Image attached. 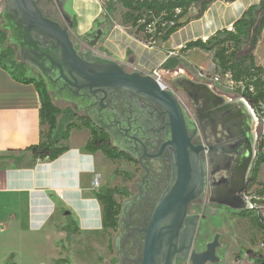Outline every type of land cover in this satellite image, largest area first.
<instances>
[{"label": "crops", "instance_id": "obj_1", "mask_svg": "<svg viewBox=\"0 0 264 264\" xmlns=\"http://www.w3.org/2000/svg\"><path fill=\"white\" fill-rule=\"evenodd\" d=\"M259 1L216 0L198 18L194 17L197 8L193 7L185 16V19L190 17L188 22L167 40L152 44L143 42L141 34L122 21L121 13L125 9L121 4L108 18L105 17L103 0H71L70 7L76 18L74 34L80 42L83 41L84 48L87 46L85 39L98 29L96 22L103 21V36L95 47L97 54L117 60L129 71L149 73L161 67L164 79L171 86L169 79L188 73L177 70V65L173 69L164 67L169 51L179 50V56L172 58H177L179 65L194 68L197 76H190L201 81L198 73L207 69L208 52L198 48L180 52V48L189 41L206 40L218 30L228 29L248 6ZM263 37L264 31L254 51V59L256 65L262 67L264 79L263 60L258 56ZM193 53L197 54L196 59H191ZM16 60L23 62L18 53ZM26 65L27 76H35L31 74L34 68ZM39 109L40 98L34 84L15 79L11 69L0 65V200L16 204L11 213L13 220L24 217L29 227L43 231L49 239L53 236V249L58 251L66 246V242H72L75 235L88 237L103 231L102 208L94 194L93 181L98 178L99 187L103 185L96 168L105 157L100 152L85 150L90 133L80 128L71 131L65 142L68 149L60 156L53 160L35 159L27 148L41 139L43 127ZM68 216L78 227V232L69 236L63 229ZM59 241L61 243L57 244Z\"/></svg>", "mask_w": 264, "mask_h": 264}, {"label": "water", "instance_id": "obj_2", "mask_svg": "<svg viewBox=\"0 0 264 264\" xmlns=\"http://www.w3.org/2000/svg\"><path fill=\"white\" fill-rule=\"evenodd\" d=\"M64 1L58 3V7L64 18L69 19L63 10ZM1 2L2 29L8 31L10 43L17 48L19 58L40 73L49 92L57 98L66 101L68 87L75 95L86 91L106 96L120 91L141 96L162 109L169 133L162 147L171 148L174 173L170 186L157 202L145 230L140 264H162L163 252V264H173L174 261H189L191 264L219 262L217 249L221 247L220 233L206 243L203 251L191 250L192 235L199 216L187 215V208L199 196L203 183L199 159L202 146H195L191 141L188 131V118L191 117L176 92H183L195 109L203 104L205 115L221 118L222 127L228 129H239L241 122L237 119L246 124L248 117L256 121L248 103L241 98L231 101L225 94L218 93L211 84L197 81L188 74L169 79L172 89H163L149 73L129 71L117 60L95 52L103 36L102 27L85 39L87 46L80 51L71 38L70 29L47 16L38 0ZM105 112L107 116L113 115L112 110ZM242 116L243 119L240 118ZM238 191L235 190L234 196L219 200L218 203L240 212L248 211L252 206L264 205V198L245 200L237 196ZM188 229H191L190 234Z\"/></svg>", "mask_w": 264, "mask_h": 264}, {"label": "flooded vegetation", "instance_id": "obj_3", "mask_svg": "<svg viewBox=\"0 0 264 264\" xmlns=\"http://www.w3.org/2000/svg\"><path fill=\"white\" fill-rule=\"evenodd\" d=\"M61 1L38 0V4L47 16L70 29L71 18L65 19L58 7ZM76 48L80 51L84 49ZM68 88V105L84 115L94 127L107 133L112 145L130 157L123 159L131 164L133 172L128 175L129 191L116 194L120 213L117 228L113 231L112 246L117 258L116 264H140L145 230L157 202L170 186L174 173L171 148L162 147L169 136L166 117L158 105L141 96L120 91L106 96L86 91L75 95ZM225 95L231 101L238 99ZM189 107L194 115L190 116L193 120L188 118L189 135L195 146H202L199 159L203 183L199 196L189 203L187 215L199 216L192 235L191 250L200 252L203 250H199L196 243L202 222L216 210H230L218 201L234 196L235 190H239L236 193L239 198H244L249 191L258 152V125L257 121L248 117V124L237 119L241 122L239 129H228L222 127L221 118L206 116L203 104L195 109L189 102ZM108 110H112L113 115H105ZM240 118L243 119V116ZM187 232L190 234L191 229ZM164 258L163 252L162 264ZM173 264L191 263L174 261Z\"/></svg>", "mask_w": 264, "mask_h": 264}, {"label": "trees", "instance_id": "obj_4", "mask_svg": "<svg viewBox=\"0 0 264 264\" xmlns=\"http://www.w3.org/2000/svg\"><path fill=\"white\" fill-rule=\"evenodd\" d=\"M216 0H117L125 9L121 13L122 21L129 23L136 33H140L143 42L152 44L157 40H167L175 31L182 27L189 18L185 19L189 10L197 8L195 18L200 17ZM234 1V0H224ZM1 7V0H0ZM106 11L105 17L112 16L115 11V1L107 0L103 4ZM176 10H179L176 13ZM143 20V21H140ZM174 21V25L167 27L163 23ZM97 27H101L104 22H96ZM151 25L152 33L147 32V26ZM76 27V18L71 16V28ZM264 31V0L248 6L242 15L233 23V30H218L214 35L206 39H196L185 43L180 52L198 48L205 52H211L213 61L223 71L230 70L234 78L243 80L246 85H253L254 94L245 93L246 97L257 101L264 99V79L263 69L256 65L254 51L261 39ZM7 32L0 27V65L4 68L11 69L15 79L32 83L36 87L40 98V124L43 127L41 139L37 144L27 148L32 156L37 159L53 160L60 156L68 149L65 143L73 129L85 128L89 131L90 136L85 143V150L90 153L100 152L103 156L111 161L130 159L124 152L119 151L113 146L109 136L102 130L94 127L91 122L84 116L75 111L68 105L64 108L58 106L49 92L45 80L40 76H27V65L16 60L15 49L7 46ZM178 64L177 58H169L164 63L167 69H173ZM47 130H44V127ZM264 147V140L258 144L250 186L258 183V173L261 165L264 164V154L261 149ZM249 186V187H250ZM129 187L119 188L102 185L98 187L94 194L100 201L102 208V227L103 231H115L118 225L120 203L116 200V194L126 193ZM256 195L264 197V186L256 189ZM249 211H242V215L248 214ZM261 217V216H260ZM258 217L255 223L264 232V219ZM67 235L78 232L74 220L67 217V224L63 227ZM264 243V235L263 240ZM253 264H264V258L261 255L255 258Z\"/></svg>", "mask_w": 264, "mask_h": 264}, {"label": "rangeland", "instance_id": "obj_5", "mask_svg": "<svg viewBox=\"0 0 264 264\" xmlns=\"http://www.w3.org/2000/svg\"><path fill=\"white\" fill-rule=\"evenodd\" d=\"M2 1V0H1ZM71 0H65L63 10L70 16H74L71 11ZM104 2L107 0H103ZM115 7L119 5L117 0ZM2 4V2H1ZM104 4V3H103ZM120 6V5H119ZM1 11V7H0ZM3 17L0 12V27L3 25ZM99 28L96 27V29ZM4 30V29H3ZM7 46L15 49L14 44L10 43L7 30ZM71 38L77 47H83V41L75 36L73 28H70ZM81 44V45H80ZM80 45V46H79ZM16 57H17V51ZM208 66L205 70L212 73L217 64L213 61L212 53L208 52ZM191 59H196L197 54L190 55ZM258 56L262 59L264 65V37L260 45ZM179 63V62H178ZM180 64V63H179ZM177 64V70H183L192 77L196 78V70L188 65ZM31 74L37 76L39 72L32 69ZM165 80V79H164ZM167 82V80H165ZM170 86V85H169ZM171 87V86H170ZM177 95L189 106V101L184 93L176 92ZM54 102L64 108L68 103L57 98L54 94ZM47 130V127H44ZM259 132V125H258ZM80 134H83L82 132ZM82 138L81 135H76ZM96 168V173L101 178V184L110 187L117 186L123 188L129 187L128 175L132 174V166L124 160H108L102 158ZM258 183L249 187L251 194H256V189L264 186V164L261 165L258 173ZM100 184V185H101ZM130 188V187H129ZM118 200V196H116ZM13 202L10 200H0V264H116L117 258L112 246L114 232L111 230L100 233L89 234L88 237L73 236L72 242H66V246L54 250L53 236L50 239L45 236L43 231L33 229L28 226L24 217L13 220L11 213L14 210ZM264 209H250L249 213L242 215L240 211L235 210H216V212L207 216L202 222L198 234L196 247L204 250L206 243L209 242L215 233H221V247L217 249L220 261L213 264H250L259 255H264L263 229L258 227L255 220L264 218ZM65 242V241H64ZM61 242H57L60 244ZM110 245V246H109ZM109 246V248H108ZM60 255L57 259H54ZM53 257V259H52ZM52 259V260H51Z\"/></svg>", "mask_w": 264, "mask_h": 264}, {"label": "built area", "instance_id": "obj_6", "mask_svg": "<svg viewBox=\"0 0 264 264\" xmlns=\"http://www.w3.org/2000/svg\"><path fill=\"white\" fill-rule=\"evenodd\" d=\"M179 10H176L178 13ZM143 21V20H140ZM174 21L170 20L166 23H163V26L170 27L174 25ZM229 31L233 30V26L228 27ZM147 32L152 33L153 28L151 25L147 26ZM205 41V40H204ZM179 50H171L168 52V59L174 56H179ZM149 74L158 82V84L163 89H172L169 84L164 80L163 70L161 67L153 69ZM198 76L202 82H207L213 86V88L222 94H227L235 98L244 99L248 105L251 107L253 114L256 118L257 125H259L258 139L257 144L261 143L264 140V99H258L257 101L251 100L249 97H246L245 93L250 92L252 95L254 92L253 85H246L243 80H237L234 78L233 73L230 70L223 71L219 67L215 66V70L212 73H207L206 71H199ZM177 94V93H176ZM180 102L185 107L189 116L194 117L191 108L177 95ZM261 152L264 154V147L261 149ZM93 186L95 189L99 187V179L95 178L93 181ZM245 200H250L251 198H261L256 194H251L249 191L244 196ZM264 198V197H262ZM264 209V205L252 206L251 209ZM262 217V216H261ZM264 217V215H263ZM264 219V218H263ZM264 245V243H263ZM263 258L264 255L262 254ZM255 260V259H254ZM254 260L252 261L253 264Z\"/></svg>", "mask_w": 264, "mask_h": 264}]
</instances>
